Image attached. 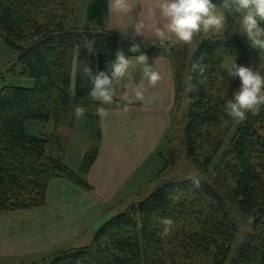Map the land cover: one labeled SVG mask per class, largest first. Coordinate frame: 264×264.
Listing matches in <instances>:
<instances>
[{
    "label": "trees",
    "instance_id": "trees-1",
    "mask_svg": "<svg viewBox=\"0 0 264 264\" xmlns=\"http://www.w3.org/2000/svg\"><path fill=\"white\" fill-rule=\"evenodd\" d=\"M68 1L0 0V36L18 54L21 75L35 80L32 87L0 86V212L44 205L56 177L92 188L86 175L98 158L102 129L99 102L89 96L91 83L80 71L85 63L94 72L106 70L118 49L138 55L129 52L132 43L147 55L170 58L187 122L180 127L181 145L163 155L147 195L102 224L88 245L27 264H264V107L242 122L224 111L240 86L228 76L234 57L243 59V66L257 64L264 75V51L253 49L241 34L238 14L225 13L222 34L202 38L189 53L179 44L169 42L166 51L159 41L109 30L108 0H90L86 18L93 28L77 26ZM212 2L220 6L222 0ZM85 38L95 40V54L84 48ZM201 56L208 66L203 77L191 72V62ZM189 77L198 92L186 93ZM117 103L119 108L104 107L128 106L122 99ZM76 106L91 109L89 124L97 139L79 172L53 154L48 137L27 128L32 121L59 123L74 116ZM172 132L168 142L175 141ZM161 218L173 221L166 236L160 235Z\"/></svg>",
    "mask_w": 264,
    "mask_h": 264
},
{
    "label": "rangeland",
    "instance_id": "rangeland-1",
    "mask_svg": "<svg viewBox=\"0 0 264 264\" xmlns=\"http://www.w3.org/2000/svg\"><path fill=\"white\" fill-rule=\"evenodd\" d=\"M89 2L90 0L68 1L69 7L74 8L72 17L73 23L77 26L93 28L92 23L89 25L86 18ZM220 34L208 31L194 37L191 44L177 40L171 43L179 44L191 53L199 46L202 38ZM234 61L238 65H243L244 60L239 61L238 56L234 57L229 68ZM257 66L253 63L251 67L257 69ZM21 71L18 54L0 36V86H34L35 80L22 76ZM174 82L175 98L171 106L170 124L157 147L138 165H133L125 154L120 158L119 154L117 158L113 151L105 153L102 150L101 139L98 158L86 175L91 189H84L61 177L70 185L78 187L81 193L68 191L64 186L60 189V186H57L51 194L50 202L47 193V200L42 206L0 212V264H27L69 247L86 246L102 224L152 190L158 172L163 166V155H167L169 149L174 146L181 145L183 130L180 127L187 122L186 103L180 104L176 98L175 72ZM85 109L84 116L79 118L70 115L59 123L32 121L27 125L31 134L48 137L52 142L53 154L62 157L75 172L80 171L84 155L97 143L89 124L91 109ZM172 130L176 132L175 141L168 142L165 137L169 133L172 135ZM184 161H180L181 167ZM71 189L74 190L73 187ZM58 190L61 195L57 193ZM59 201H62L61 205L58 204Z\"/></svg>",
    "mask_w": 264,
    "mask_h": 264
},
{
    "label": "clouds",
    "instance_id": "clouds-1",
    "mask_svg": "<svg viewBox=\"0 0 264 264\" xmlns=\"http://www.w3.org/2000/svg\"><path fill=\"white\" fill-rule=\"evenodd\" d=\"M116 5L121 11L131 13L132 7L128 0H116ZM158 13V15H157ZM225 13L238 14L240 19V32L247 38L249 45L258 51H264V0H222L217 6L212 0H151L148 7V17L152 21L145 24L143 20L131 25L137 36H141L146 29H150L159 40L161 48L166 51L168 43L175 38L185 44H191L194 37L208 31H215L217 34L226 29L227 18ZM95 40H84V48L89 53L95 54ZM129 52L138 53L136 56H129L122 49L115 52V59L108 62L106 70L93 71L92 67L85 63L80 71L91 83L89 96L99 102L97 115L101 118L108 115L104 105L120 104L118 99L127 97L126 80L133 82V75L136 71L141 72L140 82L135 85V98L144 99V92L148 86H156L160 81V74L153 70L148 63V56L141 51L139 44L132 43ZM203 56L191 62V72L199 73L203 77L207 65L202 63ZM228 76L239 78L240 86L232 93L231 99L227 100L224 111L233 120L244 121L247 115H258L264 107V75L252 67L238 65L235 61L228 69ZM186 85V93L198 92L197 83L191 82ZM126 89V91H124ZM189 102H193L190 98ZM125 111L127 108L125 107ZM86 109L76 106L74 109L76 117H82ZM196 187L200 186L197 179H193ZM160 223L164 226L161 236H166L173 227L170 218H161Z\"/></svg>",
    "mask_w": 264,
    "mask_h": 264
},
{
    "label": "crops",
    "instance_id": "crops-1",
    "mask_svg": "<svg viewBox=\"0 0 264 264\" xmlns=\"http://www.w3.org/2000/svg\"><path fill=\"white\" fill-rule=\"evenodd\" d=\"M151 0H128L132 7L131 13L121 11L116 5V0H108V9L104 18L109 30L117 32L121 36H131L152 42L159 40L150 29H146L141 36H137L131 25L143 20L145 24L152 21L148 17V7ZM158 15V13H157ZM94 26V24H91ZM176 40L175 38L172 39ZM148 63L157 71L161 79L156 86H148L144 92V99L135 98V85L141 79V72L136 71L133 82L126 80L127 97L123 98L129 104L127 110L106 109L108 115L101 118L102 143L105 153L113 151L118 158L124 155L130 159L133 165H138L150 151L155 149L160 142L166 128L170 124L171 106L175 98V82L173 62L170 58L147 55ZM134 57V56H133ZM126 91V89L124 90ZM105 157V156H103ZM122 159V158H121ZM99 170V168H98ZM102 173H104L102 171ZM66 187L69 191L81 193L78 187L70 185L64 178H53L48 188V199L55 187ZM74 188V190L71 189ZM58 194L61 192L58 190ZM62 201L58 204L61 205Z\"/></svg>",
    "mask_w": 264,
    "mask_h": 264
}]
</instances>
